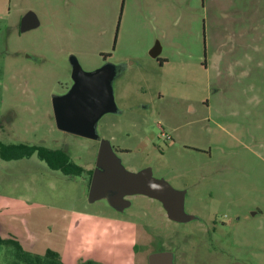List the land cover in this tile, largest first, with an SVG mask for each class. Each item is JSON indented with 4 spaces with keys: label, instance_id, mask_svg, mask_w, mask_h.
Masks as SVG:
<instances>
[{
    "label": "rangeland",
    "instance_id": "rangeland-1",
    "mask_svg": "<svg viewBox=\"0 0 264 264\" xmlns=\"http://www.w3.org/2000/svg\"><path fill=\"white\" fill-rule=\"evenodd\" d=\"M0 16V140L96 163L99 141L58 128L53 102L100 72L115 110L95 123L123 165L182 200L171 219L133 194L91 200L89 175L37 154L0 158V234L64 264H264V0H6ZM32 11L39 25L21 31ZM160 46V53L152 49ZM0 264H27L12 244Z\"/></svg>",
    "mask_w": 264,
    "mask_h": 264
},
{
    "label": "water",
    "instance_id": "water-1",
    "mask_svg": "<svg viewBox=\"0 0 264 264\" xmlns=\"http://www.w3.org/2000/svg\"><path fill=\"white\" fill-rule=\"evenodd\" d=\"M39 25L36 14L27 12L21 20V31H27ZM160 46L152 49V55L160 53ZM111 76L100 72L92 80L79 84L78 91L70 98H56L53 102L56 123L59 129L84 136L98 138L95 123L107 110H115L112 98ZM97 167L93 172L90 193L91 200L107 198L116 209L123 210L128 202L125 196L144 194L162 201L169 208L171 219L192 218L184 214L182 200L175 198V191L160 179L152 176L145 168L139 172L125 169L120 158L108 142H103L97 158ZM149 264H174L172 251H155L149 255Z\"/></svg>",
    "mask_w": 264,
    "mask_h": 264
},
{
    "label": "trees",
    "instance_id": "trees-1",
    "mask_svg": "<svg viewBox=\"0 0 264 264\" xmlns=\"http://www.w3.org/2000/svg\"><path fill=\"white\" fill-rule=\"evenodd\" d=\"M37 154L47 165L54 170L61 171L68 176H81L88 174L89 183L93 175V170H88L73 161L70 154L64 148H50L43 145H31L27 143H4L0 140V158L6 161L18 160ZM12 244L18 253V257L27 264H64L61 261L59 252L48 249L44 256L25 251L18 240L4 238L0 234V246ZM81 264H96L85 262Z\"/></svg>",
    "mask_w": 264,
    "mask_h": 264
},
{
    "label": "crops",
    "instance_id": "crops-1",
    "mask_svg": "<svg viewBox=\"0 0 264 264\" xmlns=\"http://www.w3.org/2000/svg\"><path fill=\"white\" fill-rule=\"evenodd\" d=\"M5 0H0V16L4 13V11L3 10H5L6 8H4V5H5V2H4ZM6 2H7V0H6ZM93 139H96V140H98L99 141V139H100V141H99V145H98V149H97V153H96V157L98 158V154H99V151H100V148H101V145H102V143L103 142H108L109 143V145L112 147V149H113V151L115 152V154L118 156V154H117V152L115 151V149H114V146L112 145V143L110 142V140L109 139H106V138H103V137H99L98 136V138H93ZM119 157V156H118ZM120 158V157H119ZM96 163H97V159H96ZM95 163V166L93 167V168H91V166L89 165V167L88 166H84V168H86V169H88V170H93V172H94V170L96 169V167H97V164ZM121 163H122V161H121ZM122 165H123V163H122ZM124 166V165H123ZM125 167V166H124ZM125 169H127L126 167H125ZM143 169H145V168H143ZM142 169V170H143ZM128 170V169H127ZM128 171H130V170H128ZM139 171H141V170H139ZM139 171H137V172H139ZM131 172H134V171H131ZM127 196H129V195H127ZM127 196H125V199H126V197ZM104 199H107V198H104ZM110 204V203H109ZM110 206H112L111 204H110ZM129 205H127L125 208H127ZM113 207V206H112ZM124 208V209H125ZM114 209H116V208H114ZM123 209V210H124ZM118 210V209H117Z\"/></svg>",
    "mask_w": 264,
    "mask_h": 264
},
{
    "label": "flooded vegetation",
    "instance_id": "flooded-vegetation-1",
    "mask_svg": "<svg viewBox=\"0 0 264 264\" xmlns=\"http://www.w3.org/2000/svg\"><path fill=\"white\" fill-rule=\"evenodd\" d=\"M163 251H165V250H163Z\"/></svg>",
    "mask_w": 264,
    "mask_h": 264
}]
</instances>
